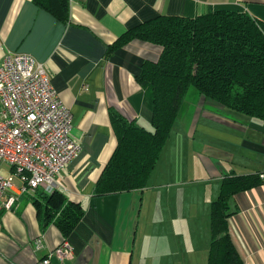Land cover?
Instances as JSON below:
<instances>
[{
    "label": "crops",
    "instance_id": "1",
    "mask_svg": "<svg viewBox=\"0 0 264 264\" xmlns=\"http://www.w3.org/2000/svg\"><path fill=\"white\" fill-rule=\"evenodd\" d=\"M218 10L264 21V0H67L65 12L59 0H0V64L10 52L35 56L73 114L71 135L80 150L62 169L58 190L84 211L65 236L55 219L43 218V188L8 191L2 200L18 199L0 211V264H40L64 240L73 256L52 257L53 264L207 263L211 205L223 178L264 175V122L196 90L194 109L182 104L146 187L105 195H95V187L118 144L112 111L153 130L154 103L137 76L145 60L161 53L140 39L107 54L109 46L157 15L192 18ZM261 178L230 200L229 232L245 264H264Z\"/></svg>",
    "mask_w": 264,
    "mask_h": 264
},
{
    "label": "trees",
    "instance_id": "2",
    "mask_svg": "<svg viewBox=\"0 0 264 264\" xmlns=\"http://www.w3.org/2000/svg\"><path fill=\"white\" fill-rule=\"evenodd\" d=\"M63 12L67 0H59ZM61 19L66 20L64 16ZM134 39L161 47L156 60L142 63L138 81L154 103L149 130L112 111L118 144L95 187V195L148 185L191 88L204 99L264 122V21L245 12L218 10L183 17L157 15L127 29L110 54ZM260 175H228L211 205V245L206 264H245L229 232L232 196L262 183ZM45 193L44 220L68 236L84 211L58 189Z\"/></svg>",
    "mask_w": 264,
    "mask_h": 264
},
{
    "label": "built area",
    "instance_id": "3",
    "mask_svg": "<svg viewBox=\"0 0 264 264\" xmlns=\"http://www.w3.org/2000/svg\"><path fill=\"white\" fill-rule=\"evenodd\" d=\"M73 114L47 74L45 64L27 52H10L0 64V211L10 210L19 193L43 188L51 193L63 186L61 171L80 150L71 135ZM10 174H2L3 164ZM264 177V175H261ZM20 185H16L15 179ZM42 239L37 247H42ZM64 240L41 260L53 264L73 256Z\"/></svg>",
    "mask_w": 264,
    "mask_h": 264
},
{
    "label": "rangeland",
    "instance_id": "4",
    "mask_svg": "<svg viewBox=\"0 0 264 264\" xmlns=\"http://www.w3.org/2000/svg\"><path fill=\"white\" fill-rule=\"evenodd\" d=\"M194 91L196 92V89H194V88H191L188 91V93H187V95L185 97V101L183 103L184 107L186 106V104L191 105V110L194 109L195 103L198 100L196 98V95L193 94ZM2 166H3L2 174L5 175V176L9 175L10 174V171L8 170L9 169V165L7 163H4ZM15 181L19 182L17 178L15 179Z\"/></svg>",
    "mask_w": 264,
    "mask_h": 264
}]
</instances>
